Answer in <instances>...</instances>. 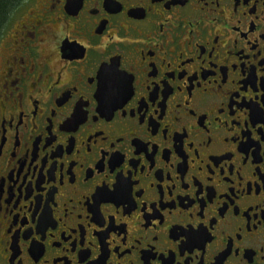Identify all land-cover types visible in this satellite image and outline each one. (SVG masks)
<instances>
[{
    "label": "flooded vegetation",
    "instance_id": "1",
    "mask_svg": "<svg viewBox=\"0 0 264 264\" xmlns=\"http://www.w3.org/2000/svg\"><path fill=\"white\" fill-rule=\"evenodd\" d=\"M0 264H264V0H19Z\"/></svg>",
    "mask_w": 264,
    "mask_h": 264
},
{
    "label": "trees",
    "instance_id": "2",
    "mask_svg": "<svg viewBox=\"0 0 264 264\" xmlns=\"http://www.w3.org/2000/svg\"><path fill=\"white\" fill-rule=\"evenodd\" d=\"M19 0H0V30L2 29L8 12L13 8Z\"/></svg>",
    "mask_w": 264,
    "mask_h": 264
},
{
    "label": "snow or ice",
    "instance_id": "3",
    "mask_svg": "<svg viewBox=\"0 0 264 264\" xmlns=\"http://www.w3.org/2000/svg\"><path fill=\"white\" fill-rule=\"evenodd\" d=\"M117 86H119V85H117Z\"/></svg>",
    "mask_w": 264,
    "mask_h": 264
}]
</instances>
